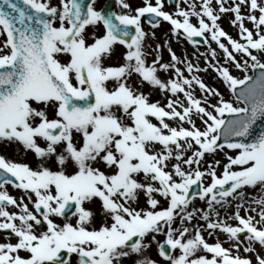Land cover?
Here are the masks:
<instances>
[{"label": "snow or ice", "instance_id": "6c2138e0", "mask_svg": "<svg viewBox=\"0 0 264 264\" xmlns=\"http://www.w3.org/2000/svg\"><path fill=\"white\" fill-rule=\"evenodd\" d=\"M182 2L185 7L173 0L170 13L163 0H142L134 9L115 0L122 11L105 14L95 0H0V141L18 143L39 161L33 168L0 155V232L7 233L0 264H71L72 255L77 264H157L146 254L152 244L165 264H264V131L253 132L264 118V0ZM228 13L237 38L218 23ZM142 18L152 29L161 20L169 23L172 36L182 35L194 47L202 38L212 61L215 43L244 76L219 63L209 67L230 89L244 86L236 94L245 106H233L195 74L186 77L178 64L190 74L200 69L171 47L168 63L161 62L160 44L149 63L145 40L155 33L144 31ZM99 25L102 34L89 33ZM117 45L125 49L122 63L105 66ZM170 69L175 78L161 80L158 71ZM249 69L259 70L254 79ZM144 83L171 95L163 105L150 101L139 90ZM217 150L227 161L219 176V160L201 170L205 155ZM5 185L23 196L13 197ZM247 188L258 196L246 200ZM141 194L145 207L137 206ZM196 197L207 204L200 210L205 225L190 231L185 225L197 214L189 210ZM93 200L105 218L99 227H92L95 214L85 207ZM235 201L227 217L233 226L217 206ZM202 230L210 237L216 230L227 234L231 247L219 239L209 243ZM241 248L253 255H241Z\"/></svg>", "mask_w": 264, "mask_h": 264}, {"label": "rangeland", "instance_id": "374dc122", "mask_svg": "<svg viewBox=\"0 0 264 264\" xmlns=\"http://www.w3.org/2000/svg\"><path fill=\"white\" fill-rule=\"evenodd\" d=\"M106 1L107 0H95V3H94L95 9L96 10H102L103 6H104V3ZM51 2H52V4L55 5V4L58 3V0H51ZM127 2L131 5V7L133 9L136 8V7L143 6L142 0H127ZM152 2L154 3V0H152ZM163 3H164V9L163 10L168 11L170 13H174V11H175L174 7H172L171 5L167 4L166 0H163ZM180 6L181 7H185V4L182 2V0H181ZM121 11L122 10L119 8V6L116 5V12L119 13ZM244 12H246V10L242 8V14ZM232 16H233V14H231V13L224 14V15L221 16V18L218 21V23L223 28V30L226 31L230 36H232L233 38H237L238 29L236 27H233L230 24V22H229L232 19ZM192 22L196 23L195 19H193ZM245 25L247 27L251 28V24L249 22L245 21ZM141 26H142V28L144 29L145 32H147V33H153L154 32L155 33L154 37L149 36L145 40V48H146V51L148 52L147 60H148L149 63H151V61L155 58V53H154L153 50L155 49V46L157 44L161 45L160 53H159L160 56H161V62L168 63L170 61V56H169V53L167 51V47H171L172 51L175 52V54L177 55V57H179L181 59V61H184V57H186V58H188L190 60V62L192 64H194V67H198L200 69L199 71H195L194 73L190 74L185 69L183 63L178 64L177 67L181 68V70L184 72V75L186 77L190 78V76L193 75V74L199 76V78L208 87L215 88L221 94V96L223 97L224 100L231 102L233 104V106H238L239 107V104L234 99V97H233V95H232V93L230 91V88L227 90L228 85H226L223 82L222 78L219 77V74L214 70L213 67H209V64L219 63L221 66H227L229 68V70H230V73L233 76H236V77L241 78V79H243L244 73L242 71L236 69L232 64L226 62V59H225L222 51L218 48V46L215 43H211V47L213 49H215L216 52H217V60L216 61H212L211 57L207 55V52H208L207 46L203 45L201 47V46H197L196 45L194 47V46H191L189 44V42L185 38H183V36H178V37L172 36L171 35V31H170V25L167 22L161 23L159 25V27L156 28V29H152L149 25L146 24V22L142 18ZM88 31H89L90 34L93 31H95V33L97 35H100L103 32V28H102V25H99V26H96L95 28H91L90 27L88 29ZM179 40H180V45H178L176 43V41H179ZM164 41L168 42L167 46L164 45ZM182 46L187 48V49H189V51H187L186 49L184 51ZM124 51H125V49L122 46L117 45L116 48H115L114 54L110 58H106L103 61L105 66H117L120 63H122L121 54ZM200 53H204L205 55H200ZM206 57L208 59V63L205 62ZM239 58L240 57L238 55L237 59H239ZM61 59H65V58L62 57ZM261 62H264V57H261ZM251 72H252V69H249L247 74L250 75ZM158 75L161 78V80H167L168 78H175L174 75H173V71L171 69L168 72H164L162 70L158 71ZM211 75H213L214 77H211ZM113 83L114 82H109V84H108L109 88H111L113 86ZM129 83H131V84H133V86H135V85L139 84V79L137 77L133 76V78L129 81ZM221 88H223V89L226 88V92L224 94L225 96L223 95V91L221 90ZM139 90L144 92V94L148 95L150 101H159L162 105L166 102V98L170 96L169 93L161 92L158 89L148 85L147 83H144L139 88ZM196 90H198L199 93H197ZM193 92H194V95L197 98H202L204 96V93H202L198 89V86H194ZM182 98L183 97L181 95V99ZM209 99H210V102H212V103L216 102L215 99H213V98H209ZM152 122L153 123H157V121H155L154 118H152ZM169 123H172V122L169 121ZM196 124H197L198 127L201 126V122L199 120H196ZM173 126H175V125H173ZM74 139L79 141L80 140L79 135H74ZM158 147L159 146H157V148ZM3 149L4 150H9V149L25 150L18 143H8V142L0 141V150H3ZM225 152H227V153L229 152L228 155H233L234 154L233 151H230V150H225ZM26 156H27V154L24 155L25 158H26ZM22 157L23 156H21V158ZM216 160L220 161V166L216 167L217 175L219 176L221 174L222 170H223V164H225L227 162L226 159H225V156H224V152H221L220 150H217V152L214 155L213 154H206L205 155V157L203 158V162L201 164V170H204L209 163H213L214 164V162ZM14 162H19V161L14 160ZM37 163H39L38 160H37ZM49 166H51V163H50ZM71 170H72L71 165H69L67 171L71 172ZM209 182H210V180L208 178H205V181H204L205 185L207 183H209ZM245 193H246V200H249L253 196H258V194H259L258 190H254V189H251V188L245 189ZM155 198H157L160 201V207H166V201L164 200V198L159 197L158 195ZM236 203H239V201L233 202V204L231 206L225 205L223 208L217 206V211L219 213V216L221 218L224 217L223 219H225L230 224H233L235 221L234 220H227V217L232 215ZM137 206L138 207H145V197L143 196V194L140 195L139 203H138ZM253 206H255V205H253ZM85 207L90 209L91 203L90 202L86 203ZM244 207H248V204L245 203ZM97 208H99V204L98 203L95 206V209H97ZM193 208L197 210V214H196V216L194 217V219L190 223L185 225V226L190 228V231L192 230V228L194 226V223H196V227H198V226L200 227V226H204L205 225V222L202 219H200V210L207 211L206 201H202L199 198H195L192 201V204L190 205L189 210H192ZM240 214H241V216L245 215L243 209H241ZM96 215H101V216H98V217H102L103 216L102 212L100 214H96ZM103 219H105L104 216H103ZM55 220L59 221V219H55ZM196 220H197V222L199 224L196 222ZM174 227H179V220H177V222L174 224ZM218 232H219V230H216L215 233H218ZM202 235L208 242L210 241L209 238H208V231L207 230H202ZM163 238H165L163 235H157V240L158 241L163 240ZM12 239H13V242H14V238H12ZM215 240L216 239H213L212 242H215ZM241 241H243V240H241ZM221 242H222V246H224L225 248L231 247L232 243H230V242L227 243L225 241V239L221 240ZM257 251H259V248H257ZM240 254L241 255H248V256H252L253 255V254H244L243 251H242V248L240 250ZM151 257H152V259L156 258L158 261H160L161 264H165L163 259L158 255V253L156 251H152Z\"/></svg>", "mask_w": 264, "mask_h": 264}, {"label": "bare ground", "instance_id": "6f19581e", "mask_svg": "<svg viewBox=\"0 0 264 264\" xmlns=\"http://www.w3.org/2000/svg\"><path fill=\"white\" fill-rule=\"evenodd\" d=\"M232 18H233V16H232ZM176 43L178 44V45H180V40L179 41H176ZM183 47V46H182ZM183 49H184V51H185V49L187 50V51H189V49H187V48H185V47H183ZM208 53V52H207ZM184 60H187V61H189L190 62V60L188 59V58H186V57H184ZM194 65V64H193ZM211 77H214L213 75H211ZM220 87V86H219ZM224 91V90H223ZM196 92L197 93H199V91L198 90H196ZM230 151H232V150H230ZM228 154H229V152H228Z\"/></svg>", "mask_w": 264, "mask_h": 264}, {"label": "water", "instance_id": "95a60500", "mask_svg": "<svg viewBox=\"0 0 264 264\" xmlns=\"http://www.w3.org/2000/svg\"><path fill=\"white\" fill-rule=\"evenodd\" d=\"M111 6V5H110ZM259 120H263L264 121V118H261V119H259Z\"/></svg>", "mask_w": 264, "mask_h": 264}]
</instances>
